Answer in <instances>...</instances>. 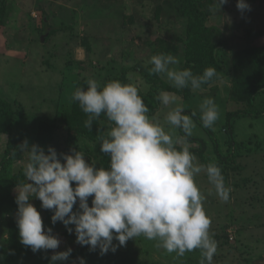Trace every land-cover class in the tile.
<instances>
[{
    "label": "clouds",
    "instance_id": "obj_1",
    "mask_svg": "<svg viewBox=\"0 0 264 264\" xmlns=\"http://www.w3.org/2000/svg\"><path fill=\"white\" fill-rule=\"evenodd\" d=\"M227 2L213 0L209 11H221ZM236 6L241 12L250 9L246 0H237ZM147 63L149 74L166 77L178 90L197 91L217 76L214 67L205 68L202 74L180 68V60L171 54H154ZM86 85V89L78 87L71 99L87 115L85 128L91 130L101 116L109 122L106 134L98 136L108 165L89 162L80 148L58 156L52 146L46 152L39 144L23 141L18 150L26 157L25 181L15 189L21 244L35 253L56 250L61 243L51 227L45 229L41 212L30 202L38 198L43 209L53 211V225L62 222L70 234L74 231L77 244L93 251L98 247L101 255L115 252L129 239L143 237L168 254L175 253L174 259L198 249L199 264H213L217 242L210 233L212 220L196 177L205 174L209 193L214 190L222 202L229 200L231 189L217 163L202 164L190 152L187 141L196 128L193 117L197 111L185 114L181 98L161 90L155 97L167 109L161 121L158 115H149V106L134 84L112 80L101 86L88 79ZM198 110L202 126L213 128L220 118L215 100L202 99ZM176 129L184 135L175 136ZM77 200L79 208L73 211ZM72 251H54L49 264L67 261ZM79 264H86L83 257Z\"/></svg>",
    "mask_w": 264,
    "mask_h": 264
},
{
    "label": "rangeland",
    "instance_id": "obj_2",
    "mask_svg": "<svg viewBox=\"0 0 264 264\" xmlns=\"http://www.w3.org/2000/svg\"><path fill=\"white\" fill-rule=\"evenodd\" d=\"M7 1H11L12 7L10 22L6 29L0 32V95L4 94L8 99L19 101L27 111H35L49 117H55L59 107L62 108L72 100V96L60 97L59 93L62 91L70 95L71 91L76 90L75 88L86 87L87 85L83 84H86L88 79H95L103 86L115 80L113 77L115 68L122 64L148 65L147 61L158 45L155 39L162 37L174 41L177 32L182 31V25L176 18L165 13V7L158 8L163 6L164 0H139L142 4L138 0ZM236 5L228 2L223 13L214 14L209 20V24L219 30L225 45L223 71L220 73V79L214 83L217 87L209 86L192 91L189 98L175 92L181 98L185 110L189 107L198 110L202 99L213 98L220 111V118L215 127L219 135L226 112L233 109L232 103L226 101L227 87L232 83V53L237 47L246 43L248 28H257L264 33V6L249 4L250 9L241 12ZM43 10L47 14L46 19L50 21L51 28L55 26L54 29L57 30L65 26L66 32H56L48 41L41 36L42 41L39 44L38 26H41L45 16L41 13ZM130 15L135 17L133 22L130 21ZM74 21L78 22L75 31L79 35L71 37V32L68 33L71 29L66 30V28ZM86 37L89 40H86L87 43H90L89 50L86 47L87 43L83 42ZM67 52L69 57L66 56ZM181 52L182 49L175 56L180 60L178 66L180 68L182 67ZM108 57H113L115 61L109 63ZM66 58H71L72 62H67ZM110 65L111 77L104 78V74L109 72L104 67ZM74 72L78 74H74L75 78H70ZM128 76L135 85L142 89L147 87L138 70L129 71ZM161 78L170 84L166 77ZM166 111L167 109H163L160 105L156 114L149 115H158L162 121ZM104 122L108 126L109 122L105 119ZM195 124L193 133L209 138L201 125L196 122ZM16 128L22 134L29 130L27 123L17 125ZM236 129L239 140L250 138L254 140L255 134L264 135V119H240L237 121ZM174 132L175 136H179V129ZM56 139L58 141L56 145H62L64 148V132L62 135L57 132ZM7 140L6 135L1 136L0 155L5 150ZM79 145L85 147L88 143L80 142ZM100 146L93 144L95 150L101 149ZM98 151L96 154L99 156L101 152ZM208 152L214 154L211 140H209ZM245 152L243 156L237 158V163L243 167L229 170L230 174L225 181V185L231 189L227 202L220 201L214 190L209 193L211 186L205 174L201 173L196 177L197 184L206 197L205 211L212 220L210 233L217 242V252L213 257L214 264H264L263 210L249 205L253 197L264 196V149L252 154ZM32 203L40 211V202L33 200ZM41 216L43 219L42 210ZM44 225L45 229L51 227L53 235L61 241L56 251H62L67 245H79L76 243L75 233L69 237L63 235L65 230L63 225L60 224L59 227L45 223ZM5 229L3 222L0 221V236L6 235ZM216 233L220 236L226 234L229 238L228 244L221 247L223 238L217 240ZM139 238L129 239L126 245L120 248L136 250L140 259L151 260L156 262L155 264H171L173 259L164 249L155 247V243L149 248V252L145 253L148 250L147 245ZM113 243L118 245V241L114 240ZM244 250H250V253L241 254ZM242 255L251 259L245 260ZM63 263L65 262H57V264Z\"/></svg>",
    "mask_w": 264,
    "mask_h": 264
},
{
    "label": "trees",
    "instance_id": "obj_3",
    "mask_svg": "<svg viewBox=\"0 0 264 264\" xmlns=\"http://www.w3.org/2000/svg\"><path fill=\"white\" fill-rule=\"evenodd\" d=\"M228 2L237 4V0H228ZM228 2L226 4H228ZM246 2L250 5H257L258 7L264 6V0H246ZM212 3L213 0H164L163 6L158 7L162 9L165 7V13L176 18L177 22L182 25V31L181 33L177 32L174 41L166 40L162 37L155 39L158 45L154 48L153 55L164 53L177 56L182 49L181 68H191L194 74H202L205 68L214 67L217 71V76L207 84L202 85L201 88H207L209 86L217 87L214 83L220 79V73L223 71L225 62L223 57V49L225 48L224 41L221 38L222 36L219 30L213 25H210L209 20L214 14L223 13L226 4L222 6L221 11L218 10L213 13L209 11V6ZM140 4H142V2H140ZM11 7V1L2 0L0 3V32L5 30L10 22L9 15ZM41 13L43 15L45 14V16L43 17L44 19H42L41 26H38L40 36L37 41L39 44L43 38H45V41H48L56 32L65 31V26L57 30L54 29L55 26L51 28L50 21L47 20L48 18L46 19L47 14L45 10H43V12L41 11ZM156 14H158V12H156ZM124 17L126 16L124 15ZM134 19L135 17L130 15V21L133 22ZM77 27L78 22L74 21L66 28V30L71 29L68 32H71V37H73V35H79V33L75 31ZM246 33V43L237 47L233 51L231 57L232 83L230 87H227L228 92L226 101L232 103L231 108L233 109L226 112V118L221 128L222 135L216 133V123L213 128H205L202 126L199 118V110L194 107H189L185 110V114H191L193 110L197 111V116L193 118L198 125H201L209 137H201L193 133L187 141L190 152H192L196 159L202 164L210 162L217 163L222 170L225 181H227L226 179H228L230 174L229 170H237L243 167L241 164L237 163V158L243 156L244 151H246V154H252L264 149V135L255 134L254 140H251V138L248 140H239L237 137L236 124L238 120L248 118L255 120L264 119V33L257 28H248ZM86 40L89 41L88 37L84 38L83 42L87 43ZM86 47L87 50L91 49L90 43H87ZM68 55L67 52L66 56L69 57ZM66 61L72 62L71 58H66ZM111 61H115L113 57L109 58V63H111ZM150 67V64L143 65L142 63H137L135 66L122 64L120 67L115 68L116 71L113 74L115 80H119L126 84H134L132 80H130L128 72L131 70H138L141 73L147 87L142 89L140 86L134 85L137 86L139 94L149 106V114L157 113L160 104L155 100V97L161 90L183 94L185 98L191 96L192 90L190 88L182 90L175 89L172 85L165 82L160 75L149 74L148 69ZM104 68L109 72L105 73L103 77H111V65ZM74 74L78 73L74 72L70 78H75ZM86 87L84 86L83 88L86 89ZM72 93L71 91L69 95L62 91L59 93V96L71 97ZM3 95L4 94L0 95V138L2 135H6L8 140L3 154L0 155V221H2L6 227V235L0 236V264H49L50 257L56 250H40L34 253L30 247H25L20 242L19 229L15 219V213L18 208L15 202V189L17 184L25 181L23 175V162L26 157L18 150V146L23 141L28 140L30 144L35 143L44 147L46 152L48 146L54 147L58 156L62 153H71L72 149L79 150L80 148L89 162L94 160L98 167L101 165L107 167L109 157L107 154L102 153L101 149H98L101 152L98 156L96 154L98 150L93 148V144H100L98 136L106 134L108 126H106L104 122L105 118L101 116L98 121L93 122L91 130L85 128L84 121L87 119V115L80 109L78 102L72 100L62 108L59 107L55 117H49L38 114L35 111H27L25 106L19 101L8 99ZM23 123H27L29 126V130L25 133L28 135L22 134L16 128L17 125ZM57 132L61 135L64 132V148H62V145H56L58 142L56 139ZM183 135V132L179 130V136L182 137ZM209 140L213 143L214 154L208 152ZM80 142L88 143V145L81 147L79 145ZM73 187H75V182H73ZM33 200H38L41 204L38 198H32L30 202L32 203ZM253 200L255 201L253 202ZM253 200L250 201L249 205L263 210L262 216L264 218V196L253 197ZM91 201L92 197H89L90 206ZM78 208L79 200H77V204L74 205L73 211H76ZM41 210L44 213L43 221L45 224L52 227H59L60 224L63 225L62 222H57L54 225L52 224V210L43 209L40 206V212ZM71 227L74 228V226ZM64 228V236L69 237V235H72V233L70 234L67 231L65 226ZM217 234L218 233H216V235ZM220 237L223 238L220 243L221 247L227 245L229 238L226 234H223V236L218 234L216 239L218 240ZM139 240L147 245L146 247L148 250L145 253H148L149 248L155 243V241H149L143 237H140ZM68 248H72L73 251L68 260L64 261L65 263L63 264H79L80 257L85 259L86 264L156 263L151 260L140 259L138 251L120 248V246L117 247L115 252L109 250L103 255L100 254L98 247L93 251L90 250L89 246L67 245L62 251ZM246 253H250V250L241 251L243 255H246ZM169 257L173 259L171 264H199L200 252L198 249L193 252H187L184 257L178 259H174L175 253H172L169 254ZM243 257L245 260L251 259V257L248 256ZM262 257H264V255Z\"/></svg>",
    "mask_w": 264,
    "mask_h": 264
}]
</instances>
